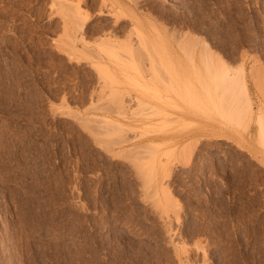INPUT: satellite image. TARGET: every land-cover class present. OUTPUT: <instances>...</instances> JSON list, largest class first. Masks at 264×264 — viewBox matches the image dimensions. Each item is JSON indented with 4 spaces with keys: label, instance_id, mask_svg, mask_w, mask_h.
Wrapping results in <instances>:
<instances>
[{
    "label": "rangeland",
    "instance_id": "1",
    "mask_svg": "<svg viewBox=\"0 0 264 264\" xmlns=\"http://www.w3.org/2000/svg\"><path fill=\"white\" fill-rule=\"evenodd\" d=\"M135 1L113 56L63 0H0V264H264V0Z\"/></svg>",
    "mask_w": 264,
    "mask_h": 264
},
{
    "label": "bare ground",
    "instance_id": "2",
    "mask_svg": "<svg viewBox=\"0 0 264 264\" xmlns=\"http://www.w3.org/2000/svg\"><path fill=\"white\" fill-rule=\"evenodd\" d=\"M62 1V0H61ZM60 1V2H61ZM94 0H69V2H67V0H63V2H64V4H66V5H64L62 2V6L64 7V9H65V11H68L67 13H69L70 15H69V17H70V20L72 21V34H73V37H74V44L73 45H75V47H76V49L77 50H79L80 48H82L83 50H81V51H84V50H86V49H88L89 47H91V43H90V41L89 40H91L90 39V35L92 34V36H93V34H97L96 36L98 37V38H96V39H98L99 41H97V42H99V43H97L96 42V39L94 40L96 43H97V45L95 46L94 45V48L96 47L97 49H100V50H103V51H108V54H109V51L111 52V54H113V56H115V54H114V52H112V50L116 47L117 48V46H118V43H120L119 42V36H118V32H126L125 30V26H127L128 27V25H126L125 24V26L124 25H121V22L120 23H118L119 21H121V20H127L128 18H130V21H131V25H133V27L131 26V28H130V31L129 30H127L128 32H130L129 34L127 33L126 35H129L128 36V38H127V36H126V38H127V40L129 39V41L130 40H133L132 39V37L130 36V34H133V32H134V30L136 29L137 30V28H138V30H141V23H140V21H141V17H139V15L135 12V10L136 9H134L133 8V5H131L130 4V1H133V0H112V3H111V5H110V3H108V1L109 0H102V2H103V5H104V7H101L100 5H98V7L100 6L101 7V9L100 8H98V9H100L99 11H98V13H100V14H102V16H105V15H113V17H115V23H113V25H115V26H113L112 28H110V24H107V25H101V26H99L98 24V26L99 27H95V26H93V27H95V28H91V30L89 31V30H87L88 29V27L87 26H89V22L91 21V19L92 18H94L93 17V12H92V7L90 8L91 9V11H90V9H89V7L93 4L92 2H93ZM96 1V0H95ZM98 1V0H97ZM99 1H101V0H99ZM111 1V0H110ZM135 1V0H134ZM136 1H138V0H136ZM135 1V3L137 4V6H134V7H139L138 6V4L139 3H137ZM149 1V0H148ZM30 2V1H29ZM58 2H59V0H57V2H56V0H52V5L50 4V7L52 6H54L55 5V3H57V5H58ZM59 2V4H61ZM101 2V3H102ZM141 2V1H140ZM51 3V2H50ZM95 3H97V2H95ZM152 3V2H151ZM172 3V2H171ZM32 4V3H31ZM36 4V3H35ZM100 4V3H99ZM133 4H134V2H133ZM135 4V5H136ZM145 4V3H144ZM150 4V3H149ZM26 5V4H25ZM48 5V4H47ZM172 5V4H171ZM23 6V5H22ZM66 6H68V8L66 7ZM96 6H97V4H96ZM141 6V5H140ZM26 7V6H25ZM30 7V6H29ZM62 7V8H63ZM107 7V9H105ZM142 7V6H141ZM153 7V5L151 6V8ZM34 8H36V7H34ZM44 8V7H43ZM42 8V9H43ZM54 8V7H53ZM61 8V7H60ZM94 8H96V7H94ZM160 8V7H159ZM166 8V7H165ZM22 9V8H21ZM51 9V8H50ZM36 10V9H35ZM51 10H53V9H51ZM63 10V9H62ZM97 10V9H96ZM149 10V9H148ZM152 10V9H151ZM154 10V9H153ZM46 11V10H45ZM54 11V10H53ZM159 11V10H158ZM161 11V10H160ZM20 12H22V11H20ZM35 12V11H34ZM42 12V11H41ZM92 12V13H91ZM148 12V11H147ZM51 13H52V11H51ZM50 13V14H51ZM141 13H142V11H141ZM140 13V14H141ZM152 13V12H151ZM158 13V12H157ZM54 14V13H53ZM64 14V13H63ZM143 14H144V12H143ZM164 14V13H163ZM61 15V14H60ZM147 15V14H146ZM35 16H36V14H35ZM141 16V15H140ZM143 16V15H142ZM27 17V16H26ZM48 17V16H47ZM145 16H143V18H144ZM147 17V16H146ZM60 18H62V17H60ZM64 18H66V17H64ZM114 19V18H113ZM65 20V19H64ZM50 21V20H49ZM62 21H63V19H62ZM67 21V20H66ZM129 21V20H128ZM127 22V21H126ZM51 23V22H50ZM123 23V22H122ZM5 24V23H4ZM59 24V23H58ZM104 24V23H103ZM10 25V24H9ZM34 25V24H33ZM53 25V24H52ZM60 25V24H59ZM96 25V24H95ZM91 26V25H90ZM13 27V26H12ZM126 27V28H127ZM5 28V27H4ZM33 28H34V26H33ZM90 28V27H89ZM14 29V28H13ZM12 29V30H13ZM19 29V28H18ZM17 29V30H18ZM56 29V28H55ZM177 29V28H176ZM135 30V31H136ZM170 30H171V28H170ZM7 32V31H6ZM18 32V31H17ZM21 32V31H20ZM30 32V31H29ZM56 32V31H55ZM86 32H91V34H89V39L87 38L88 36H86L85 35V33ZM142 32V31H141ZM8 33V32H7ZM44 33H46V32H44ZM52 33V32H51ZM49 34V33H48ZM99 34V35H98ZM121 33H119V35H120ZM124 34V33H123ZM181 34V33H180ZM8 35V34H7ZM88 35V34H87ZM181 35H183V34H181ZM16 36V35H15ZM20 36V35H19ZM91 36V37H92ZM100 36V37H99ZM102 36V37H101ZM122 36V35H121ZM21 37V36H20ZM49 37V36H48ZM195 37V36H194ZM193 37V38H194ZM196 38V37H195ZM93 41V42H94ZM121 41V40H120ZM125 41V40H124ZM129 41L128 42H126L127 44L129 43ZM198 41V40H197ZM121 42H123V41H121ZM132 42V41H131ZM199 42V41H198ZM136 43V42H135ZM196 43V42H195ZM194 43V44H195ZM123 44V43H122ZM209 44V43H208ZM207 44V45H208ZM125 45V44H124ZM136 45H138V47H136L135 46V48H139L140 46V43L139 44H136ZM211 45V44H210ZM132 46H133V44H132ZM196 46V45H195ZM203 46H205V44L203 45ZM206 47V46H205ZM17 49V48H16ZM90 49H92V48H90ZM127 50H129L128 48H126ZM73 50V49H72ZM93 50V49H92ZM91 50V51H92ZM117 50V49H116ZM136 50V49H135ZM54 51V50H53ZM88 51H90V50H88ZM90 51V52H91ZM19 52V51H18ZM52 52V51H51ZM86 52H87V50H86ZM96 52V51H95ZM132 52V51H131ZM213 52V51H212ZM214 52H216L215 50H214ZM55 53V52H54ZM79 53V52H78ZM81 53V52H80ZM84 53V52H83ZM89 53V52H88ZM94 53V52H93ZM97 53V52H96ZM95 53V54H96ZM107 53V52H106ZM120 54L122 53V52H119ZM136 53V52H135ZM13 54V53H12ZM21 54V53H20ZM70 54V53H69ZM73 54V53H72ZM71 54V55H72ZM89 54H92V53H89ZM99 54V53H98ZM137 54V53H136ZM139 54V53H138ZM191 54V53H190ZM189 54V55H190ZM218 54V53H217ZM9 55V54H8ZM17 55V54H16ZM43 55V54H42ZM58 55V54H57ZM74 55V54H73ZM86 55V54H85ZM97 55V54H96ZM125 55H127V54H125ZM189 55H188V57H189ZM221 55V54H220ZM23 56V55H22ZM99 56V55H98ZM128 56V55H127ZM146 56H147V54H146ZM154 56V59H156L155 58V55H153ZM191 56V55H190ZM13 57V56H12ZM24 57V56H23ZM30 57V56H29ZM47 57V56H46ZM118 57V56H117ZM116 57V58H117ZM138 57H139V55H138ZM205 57H207V56H205ZM212 57L214 58H218V56L216 57L215 55L214 56H211V59H209L210 57H208V59L209 60H211V63L213 62L212 60ZM220 57H222V56H220ZM219 57V58H220ZM15 58V57H14ZM77 58V57H76ZM75 58V59H76ZM116 58H114V59H116ZM121 58V57H120ZM169 58V57H168ZM214 58V59H215ZM218 58V59H219ZM1 59V58H0ZM71 60L73 59L74 60V58L73 57H71L70 58ZM81 59V58H80ZM84 59V58H83ZM98 59V58H97ZM100 62L99 63H96V66H97V69L98 70H100V67H105L104 69H106V70H108V68H109V70H110V66H111V64L112 63H114V65L116 64V66H117V68L115 67V66H113L114 68H116V70H119L120 69V62L119 63H115L116 61L115 60H112V58H111V61L109 62V60H105V59H102L101 58V56H100ZM138 59H140V58H138ZM149 59V58H148ZM103 60H105V61H103ZM120 60H124V59H120ZM141 60V59H140ZM207 60V59H206ZM219 60H221V59H219ZM219 60H216L217 62L219 61ZM224 59L222 58V60H221V62L223 63L224 61H226V60H224ZM78 61V60H77ZM151 61V60H150ZM149 61V62H150ZM10 62V61H9ZM23 62V61H22ZM118 62V61H117ZM216 62V63H217ZM73 63V62H72ZM78 63V62H77ZM80 63V62H79ZM152 63V62H151ZM205 63H206V66L207 67H209L210 68V62H206L205 61ZM219 63L220 62H218L217 64L219 65ZM221 63V64H222ZM226 63V62H225ZM224 63V64H225ZM143 65L142 66H144V63H142ZM212 64H214V63H212ZM212 64H211V66H212ZM49 65V64H48ZM47 65V66H48ZM90 65V64H89ZM95 65V64H94ZM123 65V64H122ZM121 65V66H122ZM126 65H127V61H126V64H125V62H124V65H123V68H126L127 70H129L128 68H131V66L130 67H128L129 65H127V67H126ZM150 65V64H149ZM168 65V64H167ZM125 66V67H124ZM221 66V65H220ZM10 67V66H9ZM33 67V66H32ZM95 67V66H94ZM145 67V66H144ZM222 67V66H221ZM223 67H225V65H223ZM222 67V68H223ZM53 68V67H52ZM51 68V69H52ZM103 68H101V70L103 69ZM114 68H113V70H114ZM123 68H121L120 70H122ZM136 68V67H135ZM92 69H94V68H92ZM126 69H123V71L125 70V72H127V70ZM106 70H103V71H106ZM20 71V70H19ZM45 71V70H44ZM130 71V70H129ZM129 71L126 73L127 74V76L126 75H124V76H126V78L125 79H128V81L126 82V83H131V84H133V82L135 81V78H133V77H137V75L136 76H134L133 74V77H131V78H129V75H128V73H129ZM145 71H146V69H145ZM5 72V71H4ZM95 72H96V70H95ZM122 72V71H121ZM120 72V73H121ZM53 73V72H52ZM139 73V72H138ZM7 74V73H6ZM30 74V73H29ZM49 74V73H48ZM96 74V73H95ZM124 74V73H123ZM122 73H121V75H123ZM130 74H131V72H130ZM140 74V73H139ZM101 75H102V73H101ZM141 75V74H140ZM140 75L138 76V77H140ZM150 75V74H149ZM165 74H163V76H164ZM175 75H178V74H174L173 76H172V81H174V83L175 82H177L178 84H179V82H181L180 81V79L181 78H178V76H175ZM226 75V73L224 74V76ZM50 76H51V74H50ZM103 76V75H102ZM105 76V75H104ZM144 76V75H143ZM152 76V75H151ZM5 77V76H4ZM46 77H47V75H46ZM141 77H142V75H141ZM146 77V76H145ZM144 77V78H145ZM165 77V76H164ZM180 77V76H179ZM33 78V77H32ZM143 78V77H142ZM206 78H208V77H206ZM205 77L203 78V79H201V82L202 83H208V84H212V83H216V82H218L219 81V78L217 77V76H213L212 78H210V76H209V78L208 79H206ZM224 78V77H223ZM226 78V77H225ZM223 79V80H226V79ZM10 79V78H9ZM106 79V78H105ZM130 79V80H129ZM134 79V80H133ZM138 78H136V80H137ZM146 79V78H145ZM12 80V79H11ZM99 81H100V79H98ZM139 80V79H138ZM182 80V79H181ZM222 80V83H225L224 81ZM242 80V82H240V83H242V88H243V86H244V83H246V79L245 78H242L241 79ZM52 81V80H51ZM112 81H115L114 79H112ZM130 81V82H129ZM143 81H145V80H143ZM142 80H141V83L143 82ZM159 81V80H158ZM15 82V81H14ZM18 82V81H17ZM95 82V81H94ZM124 82V77H123V81H122V83ZM136 82H138V81H136ZM136 82H134L135 84H137L138 85V83H136ZM11 83V82H10ZM103 83V82H102ZM125 83V82H124ZM160 83V82H159ZM104 84H106V83H104ZM161 84V83H160ZM102 85V84H101ZM140 85V84H139ZM138 85V86H139ZM99 86V85H98ZM128 86V85H127ZM50 87V86H49ZM105 87V86H104ZM108 87V86H107ZM111 87V86H110ZM140 87V86H139ZM52 88V87H51ZM102 88V87H101ZM20 89H21V87H20ZM244 91L246 92V94H245V92H244V94L245 95H249V88L247 87V85H245L244 86ZM113 90V89H112ZM95 91V90H94ZM100 92V91H99ZM102 92H103V94H105L104 93V91H101L100 93L102 94ZM124 92V91H123ZM93 93V92H92ZM54 94V93H53ZM95 94V96H98V95H96V93H94ZM98 94V93H97ZM243 94V93H242ZM243 94V96H244V98H246V96ZM100 95V94H99ZM120 95V94H119ZM67 96V95H66ZM93 96V95H92ZM106 96V95H105ZM114 95H112L111 97L112 98H114L113 97ZM116 96H118L117 94H116ZM121 97H122V95H120ZM242 96V97H243ZM79 97V96H78ZM100 97V96H99ZM99 97H97L96 99H98ZM111 97H108L109 99L111 98ZM121 97H120V100H117V101H119V103H120V101H121ZM124 97V96H123ZM132 97V96H131ZM196 97H199V95L197 94L196 95ZM81 98V97H80ZM104 98V97H103ZM130 98V97H129ZM18 99V98H17ZM65 99V98H64ZM92 99V98H91ZM93 99H94V97H93ZM102 99V98H101ZM101 99H98V100H101ZM132 99V98H131ZM136 99V98H135ZM246 99H248V100H246ZM245 100V103H247V104H249L248 105V110H249V113H250V118L251 119H255V118H257V120L258 121H261L262 120V117H263V113L262 114H259L258 116H257V114H256V117L255 118H253L255 115H253L255 112L253 111L254 110V108H253V102H252V99L250 98V97H248V98H246ZM67 99H65V101H66ZM98 100H96V101H98ZM108 100V99H107ZM122 100H123V103H124V99L122 98ZM135 101V100H134ZM248 101V102H247ZM64 102V101H63ZM99 102V101H98ZM122 102V101H121ZM65 103V102H64ZM66 103H67V101H66ZM117 103V102H116ZM118 103V104H119ZM244 103V106L243 107H245L244 108V110H246V104ZM131 104V103H130ZM8 105V104H7ZM14 105V104H13ZM100 105H101V103H100ZM120 105V104H119ZM127 105V104H126ZM17 106V105H16ZM104 106H105V108H106V105L104 104ZM130 106V105H129ZM123 107V106H122ZM121 107V108H122ZM126 107V106H125ZM242 107V108H243ZM53 108V107H52ZM101 108H104L103 107V105L101 106ZM108 108H109V106H108ZM140 108V107H139ZM241 108V109H242ZM11 109V108H10ZM124 108H122V110H123ZM138 109V108H137ZM137 109H135V110H137ZM157 109V108H156ZM54 110V109H53ZM102 110H105V109H102ZM119 110V109H118ZM126 110V109H125ZM243 110V112H244V116H245V111ZM16 111V110H15ZM111 111V110H110ZM127 111H128V109H127ZM126 111V112H127ZM139 111V110H138ZM155 111V110H154ZM159 111V110H158ZM257 111V110H256ZM11 112V111H10ZM112 112V111H111ZM136 112V111H135ZM134 111H133V114H135L136 115V113H135ZM140 112V111H139ZM246 112H247V110H246ZM254 112V113H253ZM261 112H263V111H261ZM12 113V112H11ZM16 113V112H15ZM121 113V112H120ZM124 113H125V111H124ZM124 113H121V114H124ZM108 114V113H107ZM131 114V113H130ZM132 114V115H133ZM144 115L145 114H148V113H143ZM142 113H141V115H143ZM155 114V113H154ZM147 118V117H146ZM137 119V118H136ZM111 126V125H110ZM113 126H114V124L112 125V128H113ZM123 126V125H122ZM106 127H108V126H106ZM115 127H118L117 125H115ZM124 129V128H123ZM111 130V129H110ZM109 130V131H110ZM130 131V130H129ZM107 133V132H106ZM112 135V134H111ZM125 135H127V134H125ZM125 135H123V136H125ZM120 137H122V136H119V138ZM128 137V136H127ZM130 137V136H129ZM128 137V138H129ZM140 137V136H139ZM134 138H135V136H134ZM116 139V140H115ZM115 139H109V140H111V142H113V140L115 141V142H118V144L120 143L119 141L121 140H119V139H117V137L115 138ZM117 140H119V141H117ZM126 140V139H125ZM125 140H123L122 142H124ZM129 140V139H128ZM127 140V141H128ZM130 140H132V139H130ZM126 141V142H127ZM109 142V141H108ZM145 146V145H144ZM142 147V146H141ZM148 146H146L145 148H147ZM160 147V146H159ZM113 148V147H112ZM134 149V148H133ZM135 149H137V147L135 148ZM110 150V149H109ZM108 151V150H107ZM133 151V150H132ZM136 151H138V150H136ZM110 152V151H109ZM142 152V151H141ZM131 153V152H130ZM134 153V152H133ZM132 153V154H133ZM137 153V152H136ZM140 153V152H139ZM139 153L138 154H136V156H134V155H132V156H134V157H136V158H138V155H139ZM128 154V153H127ZM181 154V153H180ZM125 156H126V153H125ZM132 156H129V158H131ZM127 157V156H126ZM167 157V156H166ZM130 162H132L131 160H129ZM131 165V164H130ZM136 165V164H135ZM149 166V165H148ZM135 168V167H134ZM141 168V167H140ZM145 168V167H144ZM143 170V169H142ZM136 171V170H135ZM139 173V172H138ZM142 173V172H141ZM146 173V171L144 172V174ZM156 173V172H155ZM170 173V172H169ZM140 174V173H139ZM170 175V174H169ZM143 175H141V177H142ZM145 176V175H144ZM151 176V175H150ZM154 176H155V174H154ZM150 177H148V179H149ZM148 179H146V181L148 180ZM152 179V178H151ZM145 183H147L146 185H149L148 184V182H145ZM156 186V185H155ZM156 188V187H155ZM146 189V188H145ZM169 190V189H168ZM154 191V190H153ZM155 191H156V189H155ZM154 191V192H155ZM144 192H146V191H144ZM150 192H151V190H150ZM165 193V192H164ZM166 196V195H165Z\"/></svg>",
    "mask_w": 264,
    "mask_h": 264
}]
</instances>
